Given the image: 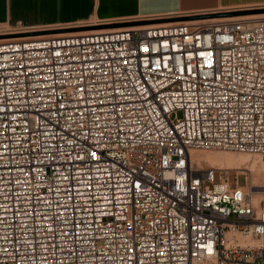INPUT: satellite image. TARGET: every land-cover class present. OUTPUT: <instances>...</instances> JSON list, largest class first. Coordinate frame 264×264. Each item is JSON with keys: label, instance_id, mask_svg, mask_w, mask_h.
I'll list each match as a JSON object with an SVG mask.
<instances>
[{"label": "built area", "instance_id": "obj_1", "mask_svg": "<svg viewBox=\"0 0 264 264\" xmlns=\"http://www.w3.org/2000/svg\"><path fill=\"white\" fill-rule=\"evenodd\" d=\"M258 7L0 24V264H264V183L192 155L264 158V16H195Z\"/></svg>", "mask_w": 264, "mask_h": 264}, {"label": "crops", "instance_id": "obj_2", "mask_svg": "<svg viewBox=\"0 0 264 264\" xmlns=\"http://www.w3.org/2000/svg\"><path fill=\"white\" fill-rule=\"evenodd\" d=\"M264 0H0V24L39 28L90 19L252 5Z\"/></svg>", "mask_w": 264, "mask_h": 264}, {"label": "rangeland", "instance_id": "obj_3", "mask_svg": "<svg viewBox=\"0 0 264 264\" xmlns=\"http://www.w3.org/2000/svg\"><path fill=\"white\" fill-rule=\"evenodd\" d=\"M198 154H201L203 156V158H210L209 155L210 152L213 154H218L221 157H226L227 155H233L235 157L234 163L232 165L229 166V168L231 169V172L236 173V171L238 170L240 175H243V177L241 176L240 181L241 183H244L245 185H248L250 187V189L253 191V195L255 196V191L258 190L259 188H261V185H263L264 183V171H260V175L259 178L255 177L256 175V171L252 166L251 160L248 159L250 157L252 158H261L258 154H248V153H244V152H240V151H235V150H226V149H211L210 150H205V149H196L195 150ZM194 151V152H195ZM243 156H245L243 158ZM247 156V157H246ZM241 158V159H240ZM246 159L248 161H246ZM262 159V158H261ZM243 160V161H242ZM250 160V162H249ZM263 160V159H262ZM205 163H202V165L204 166H217L216 163H208L206 164V160L204 161ZM216 164V165H215ZM236 164V165H235ZM251 164V165H250ZM248 176V180L245 183V176ZM232 178H234V174L231 175ZM216 179H218V173H216ZM262 196L261 194H258V198L260 199Z\"/></svg>", "mask_w": 264, "mask_h": 264}, {"label": "bare ground", "instance_id": "obj_4", "mask_svg": "<svg viewBox=\"0 0 264 264\" xmlns=\"http://www.w3.org/2000/svg\"><path fill=\"white\" fill-rule=\"evenodd\" d=\"M254 13H255L254 15H256V16H264V11L254 12ZM222 16H224V18H228V17H231L233 15H222ZM147 23L148 22L142 23V25H146ZM120 26H123V25H120ZM104 27L105 26H102V27H94V28H104ZM84 29H88V28H84ZM84 29H78V30H84ZM195 150L196 149H193L192 150V155H193L194 161L197 162L198 165H202V163H205L204 161L206 160V162H207L206 164H208V163H212V164L213 163H216L217 166H219L220 168H229V166L234 163V160H235V157H236V156L234 157L233 155H227L226 157H221L218 154H214V153L212 154L210 152V154H211V155H209L210 158H206L207 156L205 158H203V156L201 154H198ZM209 150L211 151V149H209ZM244 153H248V152H244ZM248 154H258V153H248ZM258 155L261 157L260 154H258ZM244 157L245 156H243V158ZM261 158L260 159L259 158H252V157L248 158V159L251 160L252 166H253V168L256 171V175H257V176H255L256 178L257 177L259 178V175H260V171L261 170L264 171V158H262L263 160ZM250 160H249V162H250ZM246 161H248V160L246 159ZM247 187H249V186L247 185ZM262 189L263 188L261 187V188H259L258 190L255 191V194H256L254 196L255 199H259L258 198V194H261L262 193L261 192Z\"/></svg>", "mask_w": 264, "mask_h": 264}, {"label": "water", "instance_id": "obj_5", "mask_svg": "<svg viewBox=\"0 0 264 264\" xmlns=\"http://www.w3.org/2000/svg\"><path fill=\"white\" fill-rule=\"evenodd\" d=\"M264 11V7H258V8H252V9H237V10H231V11H218L214 13H207V14H199L195 15L196 17H207V16H222V15H235V14H242V13H248V12H261ZM188 18V16H180L175 17V19H184ZM154 20H163V19H154ZM152 19H138L133 21H117L110 23V26H120V25H128V24H142L146 22H151ZM107 26L105 24H98V25H78V26H72V27H61V28H55V29H40L32 31L34 33H44V32H57V31H65V30H78V29H84V28H94V27H102ZM1 36V35H0Z\"/></svg>", "mask_w": 264, "mask_h": 264}]
</instances>
